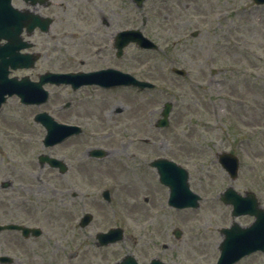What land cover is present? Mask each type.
<instances>
[{
  "label": "rangeland",
  "instance_id": "obj_1",
  "mask_svg": "<svg viewBox=\"0 0 264 264\" xmlns=\"http://www.w3.org/2000/svg\"><path fill=\"white\" fill-rule=\"evenodd\" d=\"M92 7L109 18L111 32L140 29L160 46L158 52L131 49L133 75L156 89H55L57 105L83 99L75 105L79 116L55 117L82 122L85 135L53 150L43 147L45 130L34 122L35 111L9 100L0 115V224L21 223L43 234L29 241L1 234L0 256L14 264H115L138 253L143 264L157 256L169 264H217L219 229L232 223V207L220 195L229 186L241 194L254 191L264 207V6L252 0H146L139 9L133 0H96ZM174 67L188 76L174 74ZM167 102L174 104L170 127L156 129ZM118 109L124 113L115 115ZM93 148L108 150L109 157L90 160ZM222 152L241 159L235 182L217 162ZM42 153L69 159L73 169L66 176L40 170ZM159 157L189 171L191 189L202 198L198 209L168 206L169 191L149 166ZM135 159L143 161L140 169ZM81 160L83 171L76 172ZM6 181L12 186L3 190ZM104 190L111 192V204L103 200ZM86 213L95 218L82 230L78 223ZM236 222L246 227L253 218ZM118 226L125 239L95 250L96 234ZM238 264H264V255Z\"/></svg>",
  "mask_w": 264,
  "mask_h": 264
},
{
  "label": "flooded vegetation",
  "instance_id": "obj_2",
  "mask_svg": "<svg viewBox=\"0 0 264 264\" xmlns=\"http://www.w3.org/2000/svg\"><path fill=\"white\" fill-rule=\"evenodd\" d=\"M95 3L96 0H13L16 11V27L22 30L18 35L16 46H22L18 54L25 61L21 60V63H18L17 69L9 71V77L15 79L20 87L25 86V88L32 89L33 92L42 89L48 94V100L42 105H25L22 103L20 96L15 95L10 97L8 102L12 98H16L23 107L35 111L34 120L40 113H49L53 117L55 115L59 117L61 115L69 116V114L76 115V117L79 116L78 111H75L77 109L75 105L79 104L83 99L81 98L78 103L65 102L57 105L52 99L55 89H69L75 94L83 91H134V89L126 88L101 87L92 78L84 79L76 91L73 90L72 84H62L60 86L48 81L50 74H91L111 69L132 73L134 67L133 55L131 53L132 45L125 49L122 57L119 58L117 56L115 38L118 31H110L112 23L109 21V18L103 17L101 13L94 10L92 6ZM111 19L112 17H110ZM4 20V15L0 13V30L2 27L4 28ZM5 44L6 40L4 37L3 39L0 38L2 54L5 51ZM1 88L2 82L0 80V91ZM4 109L5 105L0 108V115ZM123 113L121 109L115 111V115ZM69 120L72 122H66L65 124L79 126L84 129L82 122L71 118ZM83 135H85V129L81 136ZM79 137L70 138L63 144L50 150L58 148L71 140H78ZM19 139L21 142H24L30 141L33 138ZM101 140H106V138H101ZM128 140L131 142L130 145H134L132 144L134 139L128 138ZM60 159L68 165L67 174H69L73 169L70 160L62 157ZM137 161L139 162L138 164ZM76 163L77 167L75 166L74 169L76 172H82L84 168L82 167L83 160ZM134 164L140 169L143 161L135 159ZM46 168L58 172L55 169ZM131 244L134 245V242L131 241ZM107 249L95 247V250ZM128 254H132L140 264H143L141 262L143 261L142 256L138 253L136 255L127 253L126 255ZM156 258L159 257L157 256ZM154 259L151 258L146 264H150Z\"/></svg>",
  "mask_w": 264,
  "mask_h": 264
},
{
  "label": "water",
  "instance_id": "obj_3",
  "mask_svg": "<svg viewBox=\"0 0 264 264\" xmlns=\"http://www.w3.org/2000/svg\"><path fill=\"white\" fill-rule=\"evenodd\" d=\"M0 1L2 2V7H4L6 10V15L8 18L11 13H14L11 6L12 0ZM145 1L146 0H134L138 8H142ZM253 1L256 5H264V0ZM196 35L197 34H193L194 37ZM6 39L9 40L10 45L8 47L11 49V51H7V55H10L11 58L5 61V70L6 72H8V67L10 65L13 68H16L17 65L12 50L14 51L16 47L15 44L18 39V35L13 36L12 33H10V30L7 29ZM115 41V45L119 50V56L123 54V49L132 42L136 43L137 46L141 49L159 50V47L155 45L151 40L144 37L143 33L140 30L119 32ZM173 72L183 77L187 75L184 70L174 69ZM107 73V75L98 74V76L101 77L103 83L109 82L108 84L113 86H133L138 87L142 90L155 88L152 83L139 81L127 74H123L120 72ZM7 77L8 76L6 75V78ZM65 77L66 76L54 75V80L57 84H60L65 82V80L63 79ZM106 77H108L110 80H108ZM6 88L7 91H10V94L14 93L11 91L13 90L11 82L10 84H6ZM172 108V103L165 104L164 110L162 112V119H160L156 124L157 128H166L169 126V116ZM37 119L47 129L45 143L48 146L60 143L64 138L73 135V133H78V130H73V127L59 125L46 115H40ZM105 155V152L101 150H94L91 152V156L94 157H104ZM45 159L46 160L43 161H48L52 167L61 168V173H65L67 171V167L62 161L47 157ZM218 162L220 163L222 168L226 170L233 181L238 178L240 160L237 156L232 153L224 152L218 155ZM151 165L158 169L161 183L170 188V198L168 204L171 207L177 209L199 208V201L201 200V197L190 190V185L188 183L189 174L186 170L166 159L157 160ZM9 186V183L3 185L4 188H7ZM104 197L108 201L110 200L108 192L104 193ZM221 200L226 205L233 206V220L244 215L253 216L256 218V220L251 226L247 228H242L238 223L234 222L230 228H222L219 230L220 234L223 236V241L219 246L220 258L217 264H236L242 258L249 256L257 251H262L264 253V209L260 207V203L258 202L256 195L254 193H247L246 196L243 197L238 194L232 187H229L221 195ZM92 220L93 217L91 215L85 216L81 221V226L83 228L87 227L92 222ZM5 229L22 230L24 236L26 237L29 236L30 232H32L35 237L41 235V231L38 229H28L13 225L0 227V231ZM175 235L177 238L181 237V233L179 231H176ZM123 238L124 231L122 229H112L108 233H100L97 236V239L99 240V246H108L123 240ZM0 261L7 262L9 260L6 258H2L0 259ZM118 264H137V262L132 256H128L123 262ZM153 264L163 263L154 261Z\"/></svg>",
  "mask_w": 264,
  "mask_h": 264
},
{
  "label": "trees",
  "instance_id": "obj_4",
  "mask_svg": "<svg viewBox=\"0 0 264 264\" xmlns=\"http://www.w3.org/2000/svg\"><path fill=\"white\" fill-rule=\"evenodd\" d=\"M230 130H231V131H233V130H234V128H232V127H231V128H230ZM233 132H234V131H233ZM244 136H246V135H244ZM249 137H251V136H249Z\"/></svg>",
  "mask_w": 264,
  "mask_h": 264
}]
</instances>
